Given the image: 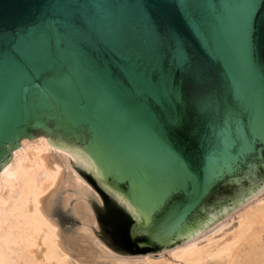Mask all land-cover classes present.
<instances>
[{
  "label": "water",
  "instance_id": "1",
  "mask_svg": "<svg viewBox=\"0 0 264 264\" xmlns=\"http://www.w3.org/2000/svg\"><path fill=\"white\" fill-rule=\"evenodd\" d=\"M39 135L112 251L193 237L264 187V0H0V168Z\"/></svg>",
  "mask_w": 264,
  "mask_h": 264
},
{
  "label": "bare ground",
  "instance_id": "2",
  "mask_svg": "<svg viewBox=\"0 0 264 264\" xmlns=\"http://www.w3.org/2000/svg\"><path fill=\"white\" fill-rule=\"evenodd\" d=\"M19 141L0 168V264H264V187L238 206L243 207L240 220L224 241L205 237L204 227L160 250L166 259L121 257L93 232L90 202L99 197L72 167L70 154L49 145L43 135ZM57 199L79 228L59 229Z\"/></svg>",
  "mask_w": 264,
  "mask_h": 264
},
{
  "label": "rangeland",
  "instance_id": "3",
  "mask_svg": "<svg viewBox=\"0 0 264 264\" xmlns=\"http://www.w3.org/2000/svg\"><path fill=\"white\" fill-rule=\"evenodd\" d=\"M37 138H39V137H37ZM37 138H35V139H37ZM35 139H32V140H35ZM18 143L20 145V141L19 140H18ZM263 193H261L260 196H262ZM262 198H264V195L262 196ZM93 202L96 203L97 205H100L101 204L100 198H99V202H96V201H93ZM58 204H59V200L57 199L56 204H55V207H54V217L58 220L59 229H61L63 231H66V232H70V231H74L77 228H79L80 227V223L78 222V220L74 216H72L70 214L69 210H62ZM56 206H57V208H56ZM242 209H243L242 206L241 207H238L237 206L236 208H234L233 210H231L230 212H228L224 216H222L221 217L222 219L219 218L218 220H216L215 221L216 223L214 222V223L210 224L209 226L205 227L204 228V231H209L208 234L205 233V235L207 234L205 237H209V235L211 234L210 237L213 236V239H215L216 241H219L220 238L222 239L223 237L224 238L222 240H220V241H224L226 238H228L227 237V234L230 233L229 231H232V230H234V228H236V226H237V220L238 221L240 220L239 218L241 217L240 214H241V210ZM223 224H225V225H223ZM212 227H213V229H212ZM94 231L97 232V225H96V227L93 228V232ZM210 232H212V233H210ZM96 237H97V235H96ZM97 239L100 241V239L98 237H97ZM205 240L206 239H204V240L202 239V243H201L202 245H205L207 243V241H205ZM215 240H213V241H215ZM203 243H205V244H203ZM115 254H117V253H115ZM143 254L144 255H142L141 253L122 254L121 255L119 253L117 255H120L121 257H127V258H136V257L151 255L156 260L168 258V255H167V253L164 250L163 251H160L159 250V251H154V252H144ZM119 264H127V263L123 262V263H119Z\"/></svg>",
  "mask_w": 264,
  "mask_h": 264
}]
</instances>
